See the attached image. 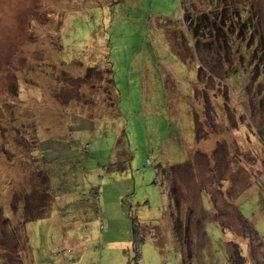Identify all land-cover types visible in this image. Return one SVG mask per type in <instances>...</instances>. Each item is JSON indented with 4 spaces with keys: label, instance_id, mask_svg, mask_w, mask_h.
I'll list each match as a JSON object with an SVG mask.
<instances>
[{
    "label": "rangeland",
    "instance_id": "rangeland-1",
    "mask_svg": "<svg viewBox=\"0 0 264 264\" xmlns=\"http://www.w3.org/2000/svg\"><path fill=\"white\" fill-rule=\"evenodd\" d=\"M225 1L264 37V0ZM182 13L0 0V264H229L228 242L251 264L210 219L216 193L264 248V49L254 36L215 69ZM170 180L181 219L191 204L198 220L188 256Z\"/></svg>",
    "mask_w": 264,
    "mask_h": 264
},
{
    "label": "trees",
    "instance_id": "trees-1",
    "mask_svg": "<svg viewBox=\"0 0 264 264\" xmlns=\"http://www.w3.org/2000/svg\"><path fill=\"white\" fill-rule=\"evenodd\" d=\"M197 1L198 0H178L179 6L183 11L181 18L189 33L195 38L196 48L201 49L204 55H212L214 57L213 66L215 69L222 68L223 70L224 67L232 69L230 60L232 53L240 51L242 46L244 50H246V48L250 49V46L253 45L254 36L257 41V48L264 49L262 30L261 27L258 26V20L253 15L251 9L249 13L251 12L256 19V23L251 22L254 24V30L248 29V27L252 28L250 25L251 23L247 22V20H241L240 12L237 9L238 3H231L225 0H203L204 4L200 2L202 6L198 8L196 7L197 4H195L198 3ZM247 12L248 11H244L243 13L246 14ZM248 31H250L251 34L247 35ZM261 57L263 58L264 56ZM261 57L259 58L260 65H262L263 62ZM239 61L241 62V59H239ZM250 61H253V58L249 59V63ZM103 66L107 67L106 64ZM167 182L169 194L172 197V201H170V205L168 206L171 207V203H174L172 215L175 216H171V218L174 219L173 234L180 242V249L184 247L185 256H188L192 239L195 236L194 228L196 229L198 220L193 218L192 211L188 209L192 207L191 204H188L186 214L183 216L184 218L181 219V214L178 211V197L176 198L175 196V187H177L176 181L170 180ZM178 183L179 182H177V184ZM211 206L212 213L210 214V219L214 220V223L218 225L220 230L225 231L226 228V231H230L236 237L244 239L247 242V259L250 263L264 264V248L261 241L251 232L249 226L246 225L236 209L232 210L230 205L223 200L220 193H216L212 196ZM177 211L179 213H177ZM192 219L195 220L194 226H192ZM131 222V243L135 248V253H137V248L143 240L138 233L137 223L134 219H131ZM227 251L229 264H244L241 250L235 242L227 243Z\"/></svg>",
    "mask_w": 264,
    "mask_h": 264
}]
</instances>
